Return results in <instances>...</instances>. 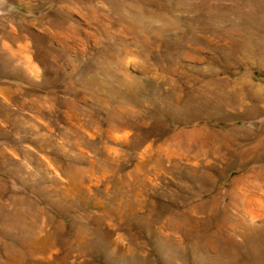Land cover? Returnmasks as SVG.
Instances as JSON below:
<instances>
[{
    "label": "rangeland",
    "instance_id": "1",
    "mask_svg": "<svg viewBox=\"0 0 264 264\" xmlns=\"http://www.w3.org/2000/svg\"><path fill=\"white\" fill-rule=\"evenodd\" d=\"M0 264H264V0H0Z\"/></svg>",
    "mask_w": 264,
    "mask_h": 264
}]
</instances>
